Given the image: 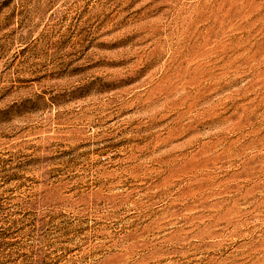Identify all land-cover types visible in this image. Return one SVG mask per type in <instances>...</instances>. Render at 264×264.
Segmentation results:
<instances>
[{
    "label": "rangeland",
    "instance_id": "374dc122",
    "mask_svg": "<svg viewBox=\"0 0 264 264\" xmlns=\"http://www.w3.org/2000/svg\"><path fill=\"white\" fill-rule=\"evenodd\" d=\"M0 264H264V0H0Z\"/></svg>",
    "mask_w": 264,
    "mask_h": 264
}]
</instances>
